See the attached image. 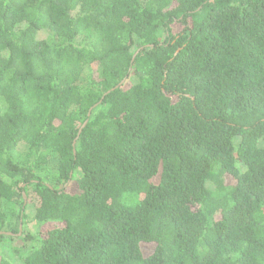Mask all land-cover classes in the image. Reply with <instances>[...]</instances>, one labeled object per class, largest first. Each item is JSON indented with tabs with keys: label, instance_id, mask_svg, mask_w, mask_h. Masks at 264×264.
Returning <instances> with one entry per match:
<instances>
[{
	"label": "trees",
	"instance_id": "16d2710c",
	"mask_svg": "<svg viewBox=\"0 0 264 264\" xmlns=\"http://www.w3.org/2000/svg\"><path fill=\"white\" fill-rule=\"evenodd\" d=\"M2 232L0 264H264V0H0Z\"/></svg>",
	"mask_w": 264,
	"mask_h": 264
},
{
	"label": "rangeland",
	"instance_id": "374dc122",
	"mask_svg": "<svg viewBox=\"0 0 264 264\" xmlns=\"http://www.w3.org/2000/svg\"><path fill=\"white\" fill-rule=\"evenodd\" d=\"M40 40H43L44 38H46V35L45 34H40ZM233 182V181H232ZM228 184H232L231 183V181L228 179ZM68 189L70 190V191H72V190H74L75 189V185L73 184V183H70L69 185H68ZM146 248V252L148 253V251H150V247H145Z\"/></svg>",
	"mask_w": 264,
	"mask_h": 264
},
{
	"label": "water",
	"instance_id": "95a60500",
	"mask_svg": "<svg viewBox=\"0 0 264 264\" xmlns=\"http://www.w3.org/2000/svg\"><path fill=\"white\" fill-rule=\"evenodd\" d=\"M138 53V52H137ZM137 55V54H136ZM136 57V56H135ZM122 85V84H121ZM91 113H92V110L89 112V117L91 116ZM87 124H88V121H86L84 124H83V126H82V128L80 129V131H79V135H78V138H77V140H75V143H74V146H76V143H77V141H78V139H79V136L81 135V133H82V131H83V129L87 126ZM24 198L26 199V196L24 195ZM2 235H11V234H8V233H0V236H2Z\"/></svg>",
	"mask_w": 264,
	"mask_h": 264
}]
</instances>
